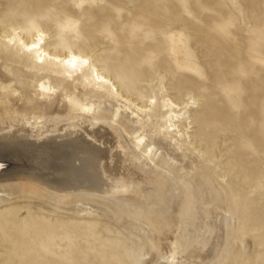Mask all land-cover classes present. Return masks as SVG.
Returning <instances> with one entry per match:
<instances>
[{
    "label": "rangeland",
    "instance_id": "374dc122",
    "mask_svg": "<svg viewBox=\"0 0 264 264\" xmlns=\"http://www.w3.org/2000/svg\"><path fill=\"white\" fill-rule=\"evenodd\" d=\"M10 27H39L56 50L84 52L99 69L113 65L114 82L136 104H148L160 85L180 106L193 94L192 127L183 130L203 159L185 157L191 166L164 169L160 153L149 162L166 181L162 200L59 197L3 183L0 264H136L148 239L161 251L165 231L176 229L183 242L196 239L212 207L233 221L201 264H264V0H0V32ZM100 106L109 116L117 102ZM132 110L119 111L132 118L127 127L140 125ZM58 112L37 110L35 125ZM190 197L196 205L188 211ZM36 225L39 245L32 244Z\"/></svg>",
    "mask_w": 264,
    "mask_h": 264
},
{
    "label": "bare ground",
    "instance_id": "6f19581e",
    "mask_svg": "<svg viewBox=\"0 0 264 264\" xmlns=\"http://www.w3.org/2000/svg\"><path fill=\"white\" fill-rule=\"evenodd\" d=\"M13 33L17 39L9 42L6 38ZM47 36L39 27L0 32V89L8 87L0 101V188L19 181L22 188L31 186L59 197L82 193L118 203L137 197L164 199L166 181L148 163L160 153L158 166L164 169L179 163L182 168L191 166L185 157L194 164L203 159L189 149L190 135L183 130L192 127L189 109L197 98L188 93L180 106L160 85L148 104H136L120 92L109 71L112 64L99 69L84 52L64 46L56 50ZM33 43L37 48L27 50ZM104 100L117 102L109 116L100 106ZM132 105L131 114L140 122L137 127H127L132 118L119 115ZM53 106L59 116L45 117L42 125H35L36 111ZM90 113L95 117L85 119ZM117 121L119 129L114 127ZM196 182L205 189L209 185ZM6 196L0 191V200ZM195 205L190 197L185 208L189 211ZM191 214L197 219L195 212ZM205 218L204 231H197L199 240L183 242L175 236L176 229L165 231L161 251L156 254L155 241L148 239L147 248L135 256L136 264H201L213 257L233 216L212 207ZM34 228L32 244L39 245L37 225Z\"/></svg>",
    "mask_w": 264,
    "mask_h": 264
},
{
    "label": "clouds",
    "instance_id": "9594fccd",
    "mask_svg": "<svg viewBox=\"0 0 264 264\" xmlns=\"http://www.w3.org/2000/svg\"><path fill=\"white\" fill-rule=\"evenodd\" d=\"M6 39L9 40V42H11L12 40H16L17 37L15 36V33H13V35L10 38H6ZM35 48H37V45L33 43L31 45V48H27V50L30 51L31 49H35Z\"/></svg>",
    "mask_w": 264,
    "mask_h": 264
}]
</instances>
